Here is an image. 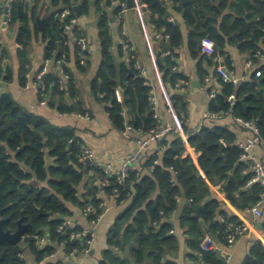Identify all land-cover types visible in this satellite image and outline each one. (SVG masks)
<instances>
[{"label":"trees","instance_id":"16d2710c","mask_svg":"<svg viewBox=\"0 0 264 264\" xmlns=\"http://www.w3.org/2000/svg\"><path fill=\"white\" fill-rule=\"evenodd\" d=\"M78 1L81 0H53L54 5L63 7L48 16L46 9L38 13L36 9L26 7L21 0L11 2L10 21L21 20L17 40L22 45L19 53V73H22L23 85L29 81L26 75L30 63L28 47L34 36L46 43L45 59L56 61L65 55L70 60L69 46L64 45V42L71 37L65 28H62L61 15L66 9L72 12L64 19L65 24L77 17L74 4ZM114 1L117 3L113 4ZM140 1L148 5L156 30L164 36L170 35L168 44L166 39H162L165 45L162 48L164 52L170 50L172 56H163L160 53L159 66L164 73V79L172 88L178 83L181 84L180 88L174 90L172 100L179 117L182 120L187 119L188 101L181 89L189 81V76L172 70L176 65L175 59L172 58L177 56L176 51L183 43L181 27L177 22L170 20L168 9L160 0ZM171 1L176 10L182 12L185 24L190 28L189 47L193 56L198 58L197 74L203 84L209 76L204 63H212L206 56H199L203 38L213 39L222 54L226 53L228 44L238 46L241 51H249L253 56L261 50L260 44H264V0ZM82 3L87 12L89 0H82ZM122 3H127V0H96V5L102 9L98 24L102 63L95 87L104 95L113 125L121 131H126L127 127L131 126L132 131L143 136L159 124L154 117L155 112L150 101L153 95L152 85L134 66L136 57L118 67L111 50V19L125 10L126 6ZM38 18H46L42 30L39 29ZM74 33H81L77 26ZM77 63L79 68L83 67L78 57ZM65 69L71 74L68 88L61 90V76L50 71L44 77L46 88L39 92L40 99L47 100L49 94L59 98L66 93L75 96L76 83L72 67L66 66ZM13 73V68L3 62L0 66V79L10 82L13 80ZM219 80L221 92L211 99L209 111L220 113L230 110V114L233 113L236 118L256 121L264 139V68L255 71L250 81L239 85L224 82L222 77ZM119 87L123 91L122 102L117 101L115 96ZM208 91H211V87H208ZM230 97L235 98L234 104L229 100ZM55 102L52 101V105H55ZM59 110L62 113L73 112L70 107L62 105ZM78 111L80 114L88 112L83 107ZM235 140L236 135L223 126H203L196 133L190 134L189 144L201 152L197 166L192 157L184 156L187 144L181 135L176 134L169 139L167 136L159 144L161 153L154 152L143 163L144 168L148 170L146 173H143V168L133 167L124 182L113 176L104 186L100 183L106 179L103 170L91 164L90 171H94L98 176H93L92 182H87L84 192L80 194L79 185L86 177L84 155L87 148L76 134V129L53 125L45 117L27 111L12 95L2 94L0 201L2 207L9 206L7 212L12 214L13 220L22 214L27 216L31 228L25 235H47L49 240L51 239L52 242L44 247L38 245L35 239L27 240L37 261H40L55 253V243L59 246L65 243L68 255L76 247L79 252L87 249L86 242L71 240L73 230L58 231L66 218L73 215L66 202L84 210L88 205L96 207V213L88 217V220H91L104 211L100 207L103 199L99 197L98 192L106 191L114 195L118 192V203L130 200V204L111 227L108 247L99 264H177L168 257L179 245L177 236L170 233L174 228L171 216L179 206V198L184 196L190 203L185 207L181 225L189 235L188 246L192 251L191 255L198 262L202 259L212 264H224V260L214 251L202 249L206 236L203 223L208 224L209 230L224 240L242 222L235 215H225L223 220L216 219L223 213L218 212L221 203L215 198L206 201L211 195V189L200 171H205L210 181L224 183L223 189L227 192L229 200L239 208L246 209L256 203L262 189L259 184L247 186L251 175L245 173L247 165L240 161L242 150L235 144ZM222 144L226 145L224 156L218 158L210 169ZM156 160L158 163H155ZM231 173L235 175V180H231ZM44 227H48L49 231H43ZM117 247L119 251L115 249ZM123 252L128 254L124 256ZM24 253L20 246L6 249L1 245L0 264H23L27 262ZM49 264L64 263L51 261ZM245 264H264V245L260 241L257 240L253 244Z\"/></svg>","mask_w":264,"mask_h":264},{"label":"crops","instance_id":"0c3cea01","mask_svg":"<svg viewBox=\"0 0 264 264\" xmlns=\"http://www.w3.org/2000/svg\"><path fill=\"white\" fill-rule=\"evenodd\" d=\"M14 0H0V48L3 51L4 63L14 70L13 80L7 82L0 79V95L10 94L13 98L27 111L45 117L53 125L59 127H70L76 129V134L84 141L85 146L93 154L94 166L112 163L119 168L126 157H128L136 148L137 140L141 137L138 132L121 131L117 129L110 120L107 112V104L104 100V95L101 90L95 87L97 73L102 63L101 41L99 37V18L102 9L96 5V0H89L87 12L84 9L82 17H77V27L82 34L89 37L90 53L88 55L87 63L82 67H78L76 46L69 45V54L71 60V67L76 83V94L72 97L66 93L62 98L47 95V100L40 99L39 93L36 92L32 83L23 85L21 83L22 73H19V53L22 50V45L18 43L17 34L21 25V20L11 22L8 20L5 13V5ZM135 7L125 10L118 16L111 19V31L113 36V44L111 47L114 60L119 67L127 61L126 53L122 48V40H128L135 47V57L146 70L149 83L152 85L153 96L158 103V112L160 113L164 122L170 123L175 130L168 134V139L179 134V132L186 135L196 133L203 126L215 127L223 126L228 128L236 135V145L246 143L253 137V132L246 128L242 123L237 121L236 116L231 113L217 118L208 116L209 104L211 101L210 92L221 88L220 75L217 72V66H224L228 71L232 72L235 77L239 78L241 82L250 81L255 71L264 68V44H260L261 54L253 56L249 51H241L238 46L228 44L225 48L226 53L220 52L219 46L215 43L216 52L213 54L206 53L202 50L200 57L206 56L210 62L204 63L209 71V76L206 77V83L201 81L197 74L198 58H195L189 47V31L190 28L185 24L182 12H178L171 0L167 4L169 18H174L175 22L179 24L182 31L183 43L176 51L175 62L178 67V72H182L189 76L182 87V92L185 94L188 101V118L182 120L174 106L172 95L175 87L172 88L170 84L164 79V73L159 66L160 53L164 55L163 42L156 38V28L151 20V11L147 4L140 0H133ZM82 2L78 1V3ZM26 7L36 9L38 13L46 9L47 16L59 11L63 5H54L53 0H30ZM83 5V3H82ZM231 11V10H230ZM46 16V18H47ZM46 18L40 19L44 23ZM43 23V25H44ZM39 26V25H38ZM203 39H211L209 37ZM214 41L213 39H211ZM168 44V40L166 41ZM215 42V41H214ZM45 46L46 43L41 38L34 36L28 47V57L30 63L28 64L29 81L33 82L35 75L41 71L45 61ZM163 56H161L163 58ZM251 61V63H250ZM173 66V67H174ZM50 71L55 73L57 71L56 65H52ZM176 72V71H175ZM216 74V75H215ZM218 74V75H217ZM198 81L200 87L193 83ZM185 82V81H184ZM211 87V91H208ZM178 89V88H177ZM52 101H56L52 105ZM70 107L73 112L62 113L60 106ZM86 109L91 117L81 118L78 116V109ZM186 128V129H185ZM184 156H190L197 166H199V157L201 152H198L192 147L189 142ZM226 147V145H225ZM158 147H152L147 151L144 157L134 164V168H143V173L148 170L144 168L143 163L149 159V156L156 152ZM253 154L257 155L264 163V140L260 141L253 148ZM161 153V152H160ZM92 164V165H93ZM202 177L205 178L210 185L211 195L206 201L217 199L221 203L219 214L216 219L223 220L225 215H235L238 219L246 224L252 236L251 240L248 236L239 237L232 248H228L225 238L224 240L218 236L217 233L209 230L208 224L203 223L205 235H210L216 241V250L214 252L221 259H225V253L231 254V260L224 262V264H245V260L251 253L253 244L258 240L264 245V216L257 218L249 208L242 209L234 205L228 198L227 192L223 187L224 183L219 181L212 182L208 179L206 172L201 170ZM97 175L94 171H90L85 175V179L79 185V193L84 192L86 183L92 182L93 176ZM98 176V175H97ZM231 180H235V175L231 173ZM106 205L103 217L97 224V235L94 245L91 247L89 253H77L68 255L56 243L53 245L56 249L55 257L52 259L54 263L63 261L64 264H99L103 259V253L108 247V237L111 227L114 225L118 216L128 207L130 200L118 203L117 197L114 194L106 191H100ZM240 202V199L237 198ZM179 206L171 216V221L174 226L172 235H176L179 240V245L176 249L169 253L168 257L174 260L177 264H198L199 262L191 255V249L188 246L189 235L186 233V228L181 225V217L184 213L185 207L189 205V201L184 197L179 198ZM67 207L73 212V215L68 216L80 227H90V221L85 216L84 209L79 206L66 202ZM264 211V205H263ZM47 228V230L45 229ZM43 231L48 232V227ZM171 230V231H172ZM47 236V235H46ZM51 239L47 241L50 244ZM20 246V245H18ZM21 247V246H20ZM44 247V246H43ZM25 253V258L30 264H36L37 259L30 245L25 244L21 247ZM119 251L118 247L115 248ZM124 256L128 252L124 253ZM196 255H199L196 253ZM197 261V262H196Z\"/></svg>","mask_w":264,"mask_h":264},{"label":"built area","instance_id":"2783aa9c","mask_svg":"<svg viewBox=\"0 0 264 264\" xmlns=\"http://www.w3.org/2000/svg\"><path fill=\"white\" fill-rule=\"evenodd\" d=\"M24 4H28L30 2V0H21ZM117 2L114 1L113 4H116ZM124 6H126V3H122ZM5 8L8 9V14H7V18L8 20H11V9H12V3L8 2L5 5ZM72 14V12L69 9H66L61 17L62 19H66L67 17H69ZM172 22H175L174 18L170 19ZM77 25V17H73L69 23L65 24V31L67 34L70 35L71 39L67 40L64 42V45L69 46L71 44H74L76 46V49L78 48L77 52H76V56L79 58L80 61V65L84 66L87 63L88 60V55L90 53V40L89 37L85 34H75L74 33V28ZM164 35L161 34V32H156V38L159 40L162 39H166V41L170 38L169 34H166L164 37ZM201 46H202V50H204L206 53L209 54H213L216 52V47H215V42L212 41L211 39H203L201 42ZM122 48L124 50V52L126 53L127 56V61L130 62L131 59L135 58V47L126 39L122 40ZM259 54H261V50L259 49L255 56H258ZM164 55L166 56H172V52L170 50H167L164 52ZM174 59V58H172ZM4 62V55H3V51L0 48V66L2 65V63ZM251 63V61H250ZM56 65L57 68V73L61 76L60 79V87L61 90H66L69 86V82L71 79V74L69 72L66 71L65 67L66 66H71V60L67 59V57L64 55L62 58L54 61L52 59H45L44 61V65L41 69L40 72L37 73V75H35V79L33 82V78L32 80L28 81V85H30L32 83V86H34L35 90L37 93H39L40 91H44L46 86L44 83V77L47 73L50 72V68L52 65ZM134 66L136 67V69H138L140 71V73L146 77L147 76V70L138 62L136 61ZM173 71H178V67L174 66L172 68ZM217 72L218 74L222 77L224 82H230V83H234L236 85L241 84V80L237 77L234 76V74L230 71H228L224 66H217ZM260 72L257 74L259 75ZM27 77H29V74L27 75ZM181 84L178 83L175 86V89L180 88ZM221 92V88L214 90L210 93V97L213 99L217 96L218 93ZM115 96L117 101L122 102L123 101V91L122 89L119 87L116 89L115 91ZM152 106H153V111L155 112L154 117L158 120V126L151 129L147 134H144L143 136H141L138 140H137V146L135 148V150L124 159V161L122 162V165L117 168L116 166H114L112 163H106L103 165H98V167H100L104 174L106 179L101 181L100 183L102 185H107V183L109 182V178L110 177H117V179L120 182H124L130 171H132L133 166L136 162H138L139 160H141L144 155L147 153V151H149V149H151L152 147H158L156 152L160 153L161 152V148H159V144L168 136V134L175 130V128L167 122H164L160 113L158 112V103L156 101V99L154 98V96L152 95V97L150 98ZM229 100L231 101L232 104L235 103V98L234 97H230ZM230 110L229 111H222L220 113H215V112H208V116L211 118H217V117H221L227 114H230ZM78 116L81 118H90L91 115L89 112L87 113H83L80 114L78 113ZM237 121L242 123L246 128H248L249 130H251L253 132V137L246 143H240L238 146L239 148L242 150L241 156H240V161L245 163L246 166V170L245 173L250 174L251 175V179L249 180L247 186H252L254 184H259L262 191L260 193L259 199L256 203H254L253 205H251L249 207V210L257 217V218H262L264 216V211H263V205H264V163L263 161L255 154H253V148L255 147V145H257V143H259L260 141H263V137H262V133H261V129L260 127L257 125L256 121L254 120H245L243 118L238 117ZM126 131L130 132L132 131V127L128 126ZM199 131V130H198ZM179 135H181V137L183 138V140L185 141V143H188V138L189 135H186L184 133L179 132ZM87 158L93 159V154L92 152L87 149L84 155V160L86 161ZM155 163H158V160L155 161ZM93 164V162H92ZM154 167V166H153ZM152 169V168H151ZM120 194L117 192L115 193V197H119ZM99 197L101 199H103L101 197V195L99 194ZM100 207L102 209H106V205L104 203V201L102 200V202L100 203ZM97 208L93 207L92 205H88L85 210V216L88 218L91 214L96 213ZM103 211V213H104ZM103 213L102 214H98L95 218H92L90 221V227H81L79 229L80 226H78L77 223H75L73 220L71 219H66L64 221V223L62 225L59 226L58 231H65L67 229H71L73 230L72 235H71V240H81L82 243H84V239L86 240V243L91 246L92 244L95 243L96 240V235H97V224L100 222V220L103 217ZM174 230L171 231V233H173ZM248 236L251 240L254 239V237L251 234V231L249 229V227L246 224L241 223L240 225H237L232 232H230L226 239V244L228 248H232L237 239L239 237L242 236ZM24 240H28V239H35L37 244L40 246H45L47 241L49 240V237L44 235L41 236L39 234H27L24 235ZM61 249L63 251H66V244L62 243L60 245ZM202 249L203 250H209V251H214L216 250V241L214 240V238L210 235H207L204 237L203 242H202ZM90 249H84L82 251L79 252V248L76 247L72 253L70 255H74L77 253H89ZM56 253H52L49 256H46L45 258H43L40 261H37L36 264H49L52 259L55 257ZM23 260H25V258H22ZM231 260V254L229 252L225 253V259L224 262H229ZM23 264H28L26 261ZM198 264H212L210 262H206L204 260H200V262Z\"/></svg>","mask_w":264,"mask_h":264},{"label":"water","instance_id":"95a60500","mask_svg":"<svg viewBox=\"0 0 264 264\" xmlns=\"http://www.w3.org/2000/svg\"><path fill=\"white\" fill-rule=\"evenodd\" d=\"M167 1L168 0H161V2L163 4H167ZM134 7H135L134 1L133 0H127L126 8L127 9H132ZM74 10H75L76 16L78 18L82 17L83 14H84L82 2H80L78 4H74ZM19 12H20V15H21V7H19ZM5 13H6V15L8 14V9L7 8L5 9ZM43 23L44 22L42 20L38 19V25H39V29L40 30L43 29ZM64 27H65V23H64V20H62V28H64ZM193 84L195 86H198V88L200 87V83L198 81H195ZM184 120H186V119L184 118ZM224 148H225V144H222L220 146L219 154L213 159V163H212L210 169L213 168V164L218 158L224 156L223 155ZM85 162L86 163H85L84 173H85V175H88L89 172H90V167H91V164H92L93 160L90 159V158H87ZM3 211H1V212H3ZM51 215H53V213H51ZM5 220L0 221V239L1 240H5V241H7L8 243H10L12 245H19L22 242L23 236L25 235V231L27 232V229L30 228L31 225L30 224L21 225V221H20L19 222L20 226L15 232H12L11 230L4 231L3 227L1 226V223H3ZM45 229L47 230V228H45ZM40 230L41 229H38V231H40Z\"/></svg>","mask_w":264,"mask_h":264},{"label":"flooded vegetation","instance_id":"af4514ba","mask_svg":"<svg viewBox=\"0 0 264 264\" xmlns=\"http://www.w3.org/2000/svg\"><path fill=\"white\" fill-rule=\"evenodd\" d=\"M8 210H9V206L2 207V202L0 201V221L6 219L3 223H1V226L3 227L4 231L11 230L12 232H15L20 226V224H19L20 221H21V225H27V224L31 225L27 216H25L24 214H22V216H20L16 220H13L12 214L7 212ZM1 211H3V212H1ZM30 228H31V226H30ZM30 228H28L27 231ZM25 233H26V231H25ZM1 245L6 249L11 248L12 246H18V245H12V244L8 243L7 241L0 239V246Z\"/></svg>","mask_w":264,"mask_h":264},{"label":"rangeland","instance_id":"374dc122","mask_svg":"<svg viewBox=\"0 0 264 264\" xmlns=\"http://www.w3.org/2000/svg\"><path fill=\"white\" fill-rule=\"evenodd\" d=\"M25 244H28L26 240H24V237H23V240L22 242L19 244L21 247L24 246Z\"/></svg>","mask_w":264,"mask_h":264},{"label":"bare ground","instance_id":"6f19581e","mask_svg":"<svg viewBox=\"0 0 264 264\" xmlns=\"http://www.w3.org/2000/svg\"><path fill=\"white\" fill-rule=\"evenodd\" d=\"M66 219H69V218H66ZM84 242H86V240L84 239ZM87 244V243H86ZM94 244H92L91 246H89L88 244H87V249L89 248V249H91V247L93 246ZM28 264H30L29 262H28Z\"/></svg>","mask_w":264,"mask_h":264},{"label":"clouds","instance_id":"9594fccd","mask_svg":"<svg viewBox=\"0 0 264 264\" xmlns=\"http://www.w3.org/2000/svg\"><path fill=\"white\" fill-rule=\"evenodd\" d=\"M23 240V239H22Z\"/></svg>","mask_w":264,"mask_h":264}]
</instances>
